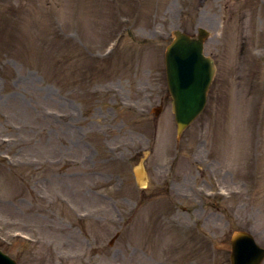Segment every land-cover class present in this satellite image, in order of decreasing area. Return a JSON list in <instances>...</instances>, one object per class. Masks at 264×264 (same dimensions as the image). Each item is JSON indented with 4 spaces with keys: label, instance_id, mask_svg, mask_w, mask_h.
I'll use <instances>...</instances> for the list:
<instances>
[{
    "label": "rangeland",
    "instance_id": "obj_1",
    "mask_svg": "<svg viewBox=\"0 0 264 264\" xmlns=\"http://www.w3.org/2000/svg\"><path fill=\"white\" fill-rule=\"evenodd\" d=\"M197 27L216 70L177 137L164 51ZM241 230L264 247V0H0L4 254L230 264Z\"/></svg>",
    "mask_w": 264,
    "mask_h": 264
},
{
    "label": "water",
    "instance_id": "obj_2",
    "mask_svg": "<svg viewBox=\"0 0 264 264\" xmlns=\"http://www.w3.org/2000/svg\"><path fill=\"white\" fill-rule=\"evenodd\" d=\"M174 35L165 52V74L176 133L180 135L204 107L214 65L212 59L202 54L204 32L201 29L197 38L180 31H175ZM230 245V264H260L264 258V249L257 247L245 232L234 234ZM0 264L16 262L0 252Z\"/></svg>",
    "mask_w": 264,
    "mask_h": 264
},
{
    "label": "bare ground",
    "instance_id": "obj_3",
    "mask_svg": "<svg viewBox=\"0 0 264 264\" xmlns=\"http://www.w3.org/2000/svg\"><path fill=\"white\" fill-rule=\"evenodd\" d=\"M137 169L140 170L139 172H142L141 175L138 176V179L140 180V182H142L144 179V173H143L144 170L141 169L139 166ZM139 172L137 171V174H139Z\"/></svg>",
    "mask_w": 264,
    "mask_h": 264
}]
</instances>
